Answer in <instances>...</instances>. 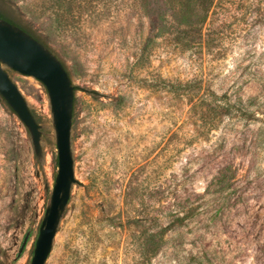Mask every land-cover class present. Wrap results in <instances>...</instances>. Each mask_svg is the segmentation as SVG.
I'll return each instance as SVG.
<instances>
[{
  "label": "rangeland",
  "instance_id": "374dc122",
  "mask_svg": "<svg viewBox=\"0 0 264 264\" xmlns=\"http://www.w3.org/2000/svg\"><path fill=\"white\" fill-rule=\"evenodd\" d=\"M204 1L0 0L75 87L77 183L45 264H264V0ZM9 74L44 157L0 103V264H28L57 157L44 86ZM211 95L231 106L212 123Z\"/></svg>",
  "mask_w": 264,
  "mask_h": 264
},
{
  "label": "water",
  "instance_id": "95a60500",
  "mask_svg": "<svg viewBox=\"0 0 264 264\" xmlns=\"http://www.w3.org/2000/svg\"><path fill=\"white\" fill-rule=\"evenodd\" d=\"M9 72L31 77L46 91L57 157V173L39 225L33 253L28 264H45L70 200L75 178L72 152V120L75 87L57 56L18 26L0 18V97L28 133L35 162H41L42 126ZM27 242L23 240L19 254Z\"/></svg>",
  "mask_w": 264,
  "mask_h": 264
},
{
  "label": "trees",
  "instance_id": "16d2710c",
  "mask_svg": "<svg viewBox=\"0 0 264 264\" xmlns=\"http://www.w3.org/2000/svg\"><path fill=\"white\" fill-rule=\"evenodd\" d=\"M57 1V5L58 7H62V4L64 3V0H56ZM208 2L207 0L204 1ZM72 3V2H71ZM80 6V4H79ZM0 18L11 23L14 24L16 26H18L19 28H21L22 30H24L25 32H27L30 36H32L34 39H36L37 41H39L41 44H43L46 48H48L50 51H52L47 45L46 43L42 40V36L40 34H38L37 31L32 30V26L29 25V23L24 22V20L21 18L19 19V22L16 21H12V19L8 18L6 15L0 13ZM58 58V57H57ZM222 99H220L219 97L215 96V95H211V98L206 99L203 103H207L206 104V108H207V116L209 117V121L212 123L215 119L216 116H226L229 113L231 106L230 105H226V104H221ZM0 103L4 104V101L2 100V98L0 97ZM198 105H194L195 108H197ZM35 117V116H34ZM141 237H142V242H143V252L144 254H146L148 252V245H151L152 240L159 236L158 234H152V233H148L146 231H140Z\"/></svg>",
  "mask_w": 264,
  "mask_h": 264
}]
</instances>
